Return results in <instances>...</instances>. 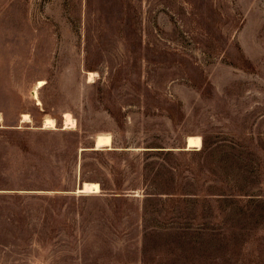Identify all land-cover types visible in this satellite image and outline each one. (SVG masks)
<instances>
[{
	"label": "rangeland",
	"instance_id": "obj_1",
	"mask_svg": "<svg viewBox=\"0 0 264 264\" xmlns=\"http://www.w3.org/2000/svg\"><path fill=\"white\" fill-rule=\"evenodd\" d=\"M0 264H264V0H0Z\"/></svg>",
	"mask_w": 264,
	"mask_h": 264
},
{
	"label": "bare ground",
	"instance_id": "obj_2",
	"mask_svg": "<svg viewBox=\"0 0 264 264\" xmlns=\"http://www.w3.org/2000/svg\"><path fill=\"white\" fill-rule=\"evenodd\" d=\"M43 83H44L43 80H39V81L37 82V87H40ZM36 90H37V89H36ZM36 90L33 91L34 97L37 96ZM64 117H65V122H64L65 127H67V124H68V123H73V120L69 117V113H65V114H64ZM22 121H24V122H28V121H30V117H29V115H28L27 113H23V114H22ZM72 125H73V124H72ZM54 126H55L54 119L47 118V119H46V122H45V124H44V127H54ZM186 145H187V142H186ZM93 149H94V150H98V148H96V143H94V145H93Z\"/></svg>",
	"mask_w": 264,
	"mask_h": 264
}]
</instances>
